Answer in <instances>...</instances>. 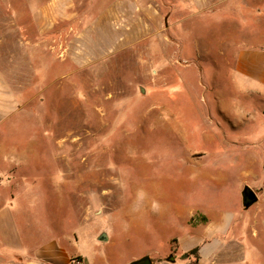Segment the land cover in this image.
I'll use <instances>...</instances> for the list:
<instances>
[{"label":"rangeland","instance_id":"obj_1","mask_svg":"<svg viewBox=\"0 0 264 264\" xmlns=\"http://www.w3.org/2000/svg\"><path fill=\"white\" fill-rule=\"evenodd\" d=\"M0 68L23 105L0 135L33 187L16 198L80 249L264 264V0H0Z\"/></svg>","mask_w":264,"mask_h":264},{"label":"crops","instance_id":"obj_2","mask_svg":"<svg viewBox=\"0 0 264 264\" xmlns=\"http://www.w3.org/2000/svg\"><path fill=\"white\" fill-rule=\"evenodd\" d=\"M15 30L16 28H13V31ZM6 62L18 63V54H10ZM12 75L15 76V74ZM22 110V102L0 68V135L3 138L6 136L7 123L14 120V117ZM1 139L0 137V157L4 158L3 162L9 167V171L0 173V190L6 188L5 184L11 187L9 188L10 198L0 200V264H73V259L76 257L82 259V264H119L111 260L109 256L104 261L102 257L97 258L95 254H89L80 249L77 240L73 239V236H76L75 232L56 229L53 217L49 216L48 206L42 200L23 201L16 198L18 189L25 187L26 190L31 191L33 187L26 181L17 179V176L27 174L21 172V160L8 161L9 155L2 152ZM262 193L264 198V190ZM35 208H38L37 211ZM251 208L252 206L242 211L247 212ZM263 210L264 207L258 206L254 212L255 223L250 227V231L256 237L264 235ZM86 217V220H90L88 216ZM205 217L209 230L217 228L216 217L210 212L205 213ZM222 219L224 224L228 221L226 216ZM240 219L242 223L244 217L241 216ZM212 232L215 231L212 230ZM101 234L102 231H98L93 239L100 240Z\"/></svg>","mask_w":264,"mask_h":264},{"label":"water","instance_id":"obj_3","mask_svg":"<svg viewBox=\"0 0 264 264\" xmlns=\"http://www.w3.org/2000/svg\"><path fill=\"white\" fill-rule=\"evenodd\" d=\"M242 199L244 206L249 208L258 201V194L252 187L246 185L242 190ZM99 238L100 240H108V235L106 232H102ZM128 264H154V262L150 255H145L141 258L131 261Z\"/></svg>","mask_w":264,"mask_h":264},{"label":"trees","instance_id":"obj_4","mask_svg":"<svg viewBox=\"0 0 264 264\" xmlns=\"http://www.w3.org/2000/svg\"><path fill=\"white\" fill-rule=\"evenodd\" d=\"M203 217H204V219L206 220V217H205V216H203ZM199 249H200V247H199V246H196V247H194L192 250H190V251H188V252H185V253L182 255V257H183V258H186V257L189 256L191 253H198Z\"/></svg>","mask_w":264,"mask_h":264},{"label":"built area","instance_id":"obj_5","mask_svg":"<svg viewBox=\"0 0 264 264\" xmlns=\"http://www.w3.org/2000/svg\"><path fill=\"white\" fill-rule=\"evenodd\" d=\"M73 264H82V259L79 257H76L73 259Z\"/></svg>","mask_w":264,"mask_h":264}]
</instances>
